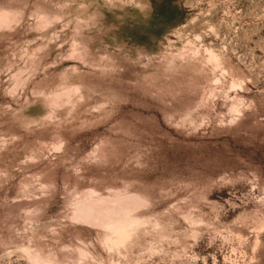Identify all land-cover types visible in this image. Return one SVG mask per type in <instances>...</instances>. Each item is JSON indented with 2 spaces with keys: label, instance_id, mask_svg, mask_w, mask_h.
I'll list each match as a JSON object with an SVG mask.
<instances>
[{
  "label": "rangeland",
  "instance_id": "374dc122",
  "mask_svg": "<svg viewBox=\"0 0 264 264\" xmlns=\"http://www.w3.org/2000/svg\"><path fill=\"white\" fill-rule=\"evenodd\" d=\"M0 264H264V0H0Z\"/></svg>",
  "mask_w": 264,
  "mask_h": 264
},
{
  "label": "bare ground",
  "instance_id": "6f19581e",
  "mask_svg": "<svg viewBox=\"0 0 264 264\" xmlns=\"http://www.w3.org/2000/svg\"><path fill=\"white\" fill-rule=\"evenodd\" d=\"M126 220V219H125ZM119 218L107 219L106 223L108 225L107 229V240L113 243L123 242L130 234V226L132 222L125 221ZM129 220V219H128Z\"/></svg>",
  "mask_w": 264,
  "mask_h": 264
}]
</instances>
